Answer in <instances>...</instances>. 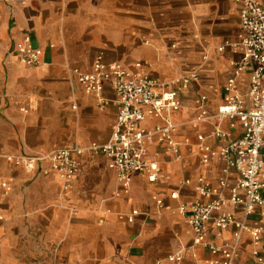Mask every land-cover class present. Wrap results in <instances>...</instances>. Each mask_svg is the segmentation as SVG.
<instances>
[{"label":"crops","instance_id":"obj_1","mask_svg":"<svg viewBox=\"0 0 264 264\" xmlns=\"http://www.w3.org/2000/svg\"><path fill=\"white\" fill-rule=\"evenodd\" d=\"M264 5V0H259ZM240 3L233 0H0V260L4 264H219L220 254L194 244V233L179 206L203 198V177L213 186L237 173L219 153L202 159L201 140L219 152L241 137L239 117L221 118L225 85L241 61ZM28 33L42 50L34 67L21 63L16 42ZM102 53L141 69L160 82L197 73L180 91L182 106L172 112L180 143L176 157L165 144H149L161 173L154 182L135 172L125 192L104 156H82L85 170L65 180L44 174L47 162L34 170L16 164L24 154L48 153L69 144L105 143L118 115L117 92L107 83L100 96L86 94L75 70H87ZM251 71L238 79L246 93ZM206 96V100L202 97ZM205 112V114H203ZM163 118L149 117L154 129ZM216 128L227 133L215 135ZM189 179V184L182 183ZM7 182L8 188L2 186ZM177 190L179 198H172ZM227 191V190H226ZM164 200L159 209L153 196ZM138 210L134 221L121 218ZM248 226L261 224L260 210L245 216L228 203ZM233 226L210 225L207 238L234 242ZM249 233L243 232L235 264H262L251 256ZM181 252V263L169 256ZM264 264V263H263Z\"/></svg>","mask_w":264,"mask_h":264},{"label":"built area","instance_id":"obj_2","mask_svg":"<svg viewBox=\"0 0 264 264\" xmlns=\"http://www.w3.org/2000/svg\"><path fill=\"white\" fill-rule=\"evenodd\" d=\"M240 3L241 32L240 45L243 50L241 61L234 66V71L225 85V99L218 108L221 118H238L242 122L243 134L222 146L219 152L203 141L199 149L202 159L208 162L217 153L226 158L227 166L235 169V184L228 186L225 179L218 186L200 177L197 189L207 200H195L182 203L179 210L188 213V224L193 230L194 244L209 247L214 254H220L216 260L219 264H235L240 253L243 232L250 234L251 256L258 263H264V5L259 0H233ZM15 54L18 60L27 67L40 64L42 50L34 46L31 36L26 33L16 42ZM250 69L247 92L239 91L238 79ZM77 80L86 94L100 96L105 85L111 83L117 92L118 115L113 125L110 139L105 143H91L88 146L69 144L58 147L48 153L24 154L13 158L16 164H23L28 170H34L38 164L47 162L44 174L55 172L65 180L80 177L85 165L82 156H104L107 167L116 171L117 179L125 192L129 191L131 178L135 172H146L148 179L154 182L161 173L158 158L149 151V144L156 141L165 144L176 157L180 156V143L174 138L177 124L171 120L172 112L182 106L180 91L188 87L199 75L192 73L179 76L171 82H160L141 69L131 68L117 61L107 62L99 53L90 69L75 70ZM206 100V96L202 97ZM205 114V112L203 113ZM149 117L163 118L165 123L154 129L145 127ZM215 135L225 137L227 133L220 128ZM182 183L189 184L185 179ZM2 186L8 188L7 182ZM227 190V191H226ZM172 198H179L177 190L171 193ZM159 209L165 204L163 198L154 195ZM239 206L245 216L260 210L261 224L250 227L235 214L223 211L226 204ZM138 210L121 214L133 222ZM219 232L231 226L235 228L234 242L217 245L208 238L210 225ZM169 260L181 263V252L169 256ZM0 264L2 261L0 260Z\"/></svg>","mask_w":264,"mask_h":264}]
</instances>
